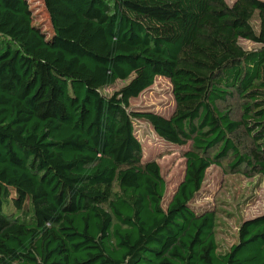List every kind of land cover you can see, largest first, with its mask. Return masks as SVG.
Listing matches in <instances>:
<instances>
[{"label": "trees", "instance_id": "obj_1", "mask_svg": "<svg viewBox=\"0 0 264 264\" xmlns=\"http://www.w3.org/2000/svg\"><path fill=\"white\" fill-rule=\"evenodd\" d=\"M42 1L48 33L0 0V264H264V213L220 250L216 209L196 205L227 155L264 176V0ZM159 76L173 111L131 110ZM136 119L189 143L168 200Z\"/></svg>", "mask_w": 264, "mask_h": 264}, {"label": "rangeland", "instance_id": "obj_2", "mask_svg": "<svg viewBox=\"0 0 264 264\" xmlns=\"http://www.w3.org/2000/svg\"><path fill=\"white\" fill-rule=\"evenodd\" d=\"M25 4L34 23L45 32H50V20L43 1L25 0ZM240 44L247 49L258 47L254 42L245 39H241ZM124 83L118 82L117 87ZM105 91L111 93L113 89ZM225 105L231 108L233 118L239 119L242 113L241 102L237 98H230ZM174 107L172 84L164 76H159L150 89L130 101L131 110L150 109L166 115L170 114ZM134 128L143 147V159L155 160L161 167L167 185L165 200H168L184 177L185 153L189 149V143L184 146L167 144L156 135L151 125L143 120H134ZM247 142L249 140L245 133L240 132L239 138L237 137V146ZM216 150V148L212 149L210 155H213ZM231 161L232 157L227 155L221 159L220 166L212 165L207 170L203 186L205 197L196 203L197 206L216 209L215 233L220 250L228 249L237 241L239 226L245 219L264 213V176L253 172L246 174L250 170L243 166L231 169L229 167ZM12 198L19 207L26 206L23 194L14 192Z\"/></svg>", "mask_w": 264, "mask_h": 264}]
</instances>
